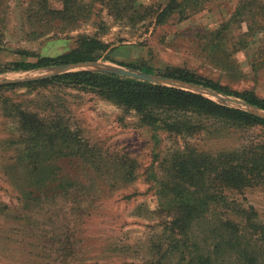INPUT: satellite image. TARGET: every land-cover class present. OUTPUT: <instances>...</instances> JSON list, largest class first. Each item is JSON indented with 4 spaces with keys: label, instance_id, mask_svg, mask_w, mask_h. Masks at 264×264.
I'll list each match as a JSON object with an SVG mask.
<instances>
[{
    "label": "rangeland",
    "instance_id": "rangeland-1",
    "mask_svg": "<svg viewBox=\"0 0 264 264\" xmlns=\"http://www.w3.org/2000/svg\"><path fill=\"white\" fill-rule=\"evenodd\" d=\"M241 1L0 0V71L93 41L100 57L69 73L150 68L178 84L144 82L264 120L245 100L264 101V0L236 11ZM60 66L0 73V264H178L183 250L264 264V170L245 188L219 178L264 161L263 125L195 110L143 121L99 93L35 84L68 74ZM175 71L212 88L164 76ZM202 189L221 199L185 227L178 202Z\"/></svg>",
    "mask_w": 264,
    "mask_h": 264
},
{
    "label": "trees",
    "instance_id": "trees-1",
    "mask_svg": "<svg viewBox=\"0 0 264 264\" xmlns=\"http://www.w3.org/2000/svg\"><path fill=\"white\" fill-rule=\"evenodd\" d=\"M257 1L258 0H242L236 7V11L243 10L246 7H252ZM93 43L94 48L90 52H88V54H83L82 50L79 49L75 52L65 54L56 58H40L36 63H13L10 65L9 68H3L0 73L3 71H20L46 68L50 66L66 65L82 61H96L100 57V55H95V53L97 52V50L102 52L104 48L100 47L96 50L97 43L93 41H90L89 43L84 42V44L88 45H92ZM131 68L140 70L147 74L151 73L150 68ZM164 76L212 88L209 83L204 82L187 73L185 74L179 71H175L173 73H167ZM35 84H54L58 86H66L75 90H86L90 92L93 91L99 93V95L117 103L118 105L124 107L126 110H135L136 112L141 113L143 115V121H157V118H155L156 116L153 114V110H170L175 112H189L195 110L217 119H230L244 124H256L264 126V120L256 118L250 114L241 112L239 110L219 106L207 100L203 96L184 92L170 87L150 84L137 79L120 77L109 73L87 71L68 73L60 76H55L43 81H39ZM245 100L251 105L264 110V101L248 97H246ZM156 123H153L151 126H155ZM156 127V129H160L158 125ZM194 154L196 156V153ZM194 154H191L187 158V160L193 163L195 161L192 157L194 156ZM212 162L216 163V166H214L215 171L212 175L214 179L218 173L219 160L212 158ZM251 162L252 163H249L252 167L251 169L249 165L241 166V173L237 174L228 171L225 172V175H220L219 178L223 180V187H247L248 183L250 182V177L252 178L253 166L256 167V165H259L260 172L264 170V161L261 157L259 158V160L256 161L253 159ZM247 173H250V175H247ZM190 186H192V184H190ZM189 188L193 187H188L187 193L189 192ZM201 192V196H197L195 195V193H193L194 195H186L184 199L179 200L178 202V207L180 209H183L185 213L183 220V223H185V227H188L191 223L198 219L204 218L205 214L207 215L208 212L207 208L216 207V204L219 203L218 200L221 199L218 190L209 189V191L206 192L204 191V189H202ZM178 196L179 195H176L175 193L171 194L169 201L170 205L171 202H175L179 198ZM215 248H218V246H215ZM172 249L176 250L178 248L173 245ZM180 256L181 261L178 262V264H209L211 262L210 255L207 256L205 259L203 257H197L196 260L190 258L189 252L187 250H183L180 253ZM262 258L264 260V252L262 253Z\"/></svg>",
    "mask_w": 264,
    "mask_h": 264
},
{
    "label": "water",
    "instance_id": "water-1",
    "mask_svg": "<svg viewBox=\"0 0 264 264\" xmlns=\"http://www.w3.org/2000/svg\"><path fill=\"white\" fill-rule=\"evenodd\" d=\"M80 67H90V65H84V64H78V65H65V66H60L57 68V70L61 71H66V73L71 72V70L73 69H77ZM101 70V72L104 73H109V74H122L125 76H129V77H133L139 80H143V81H149V82H156V83H167V84H178V82L175 81H170V80H165L163 81L162 79H158V78H154L151 75L148 74H144V73H140V72H136V71H132V70H122V69H117V68H105V69H99ZM180 85H185V84H180ZM199 90H202L201 88H199ZM206 90V89H205ZM211 94L215 95V93H213L212 91H209ZM251 107V106H249ZM253 108V107H251ZM254 110L259 111L256 108H253Z\"/></svg>",
    "mask_w": 264,
    "mask_h": 264
}]
</instances>
